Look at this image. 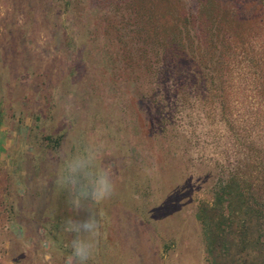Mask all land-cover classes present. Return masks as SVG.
Returning a JSON list of instances; mask_svg holds the SVG:
<instances>
[{"label": "rangeland", "instance_id": "374dc122", "mask_svg": "<svg viewBox=\"0 0 264 264\" xmlns=\"http://www.w3.org/2000/svg\"><path fill=\"white\" fill-rule=\"evenodd\" d=\"M109 1L0 0V264H68L88 212L56 179L80 148L115 185L88 264H208L199 205L264 173V0Z\"/></svg>", "mask_w": 264, "mask_h": 264}, {"label": "trees", "instance_id": "16d2710c", "mask_svg": "<svg viewBox=\"0 0 264 264\" xmlns=\"http://www.w3.org/2000/svg\"><path fill=\"white\" fill-rule=\"evenodd\" d=\"M133 1L110 0L105 4L107 8L120 9ZM143 19L145 24L153 21L149 8L140 18ZM115 27L114 32H122L121 27ZM173 36L163 39L165 47L162 45L158 55L162 73L171 67L174 54L169 44ZM117 39H122L121 35ZM252 168L250 163L236 165L230 174L217 181L211 202L202 203L197 209L208 264H264V173L254 175Z\"/></svg>", "mask_w": 264, "mask_h": 264}, {"label": "clouds", "instance_id": "9594fccd", "mask_svg": "<svg viewBox=\"0 0 264 264\" xmlns=\"http://www.w3.org/2000/svg\"><path fill=\"white\" fill-rule=\"evenodd\" d=\"M99 156L97 148H80L63 162L57 175V187L68 193L67 204L74 210L88 212L87 219L69 218L64 222L63 232L72 237L67 246L70 250L68 264H88L95 251L100 220L106 213L88 206V202L99 205L115 194L110 172L101 165Z\"/></svg>", "mask_w": 264, "mask_h": 264}, {"label": "crops", "instance_id": "0c3cea01", "mask_svg": "<svg viewBox=\"0 0 264 264\" xmlns=\"http://www.w3.org/2000/svg\"><path fill=\"white\" fill-rule=\"evenodd\" d=\"M2 135L1 131H0V136ZM4 142H5V139H3V137H0V149H1V146L4 145ZM2 159V156H1V153H0V160ZM2 167L1 163H0V168ZM2 190V189H0ZM3 195H2V192L0 191V199H2ZM0 238L1 240L4 239V233L2 231H0ZM3 235V236H2ZM3 237V238H2ZM6 237V236H5ZM6 239V238H5Z\"/></svg>", "mask_w": 264, "mask_h": 264}]
</instances>
